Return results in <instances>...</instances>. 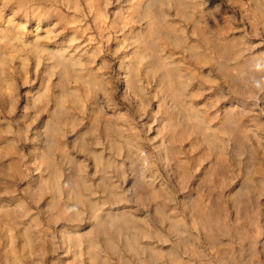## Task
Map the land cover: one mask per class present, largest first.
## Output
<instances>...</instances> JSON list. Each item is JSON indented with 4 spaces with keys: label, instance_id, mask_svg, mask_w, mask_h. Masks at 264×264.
<instances>
[{
    "label": "rangeland",
    "instance_id": "1",
    "mask_svg": "<svg viewBox=\"0 0 264 264\" xmlns=\"http://www.w3.org/2000/svg\"><path fill=\"white\" fill-rule=\"evenodd\" d=\"M0 264H264V0H0Z\"/></svg>",
    "mask_w": 264,
    "mask_h": 264
}]
</instances>
